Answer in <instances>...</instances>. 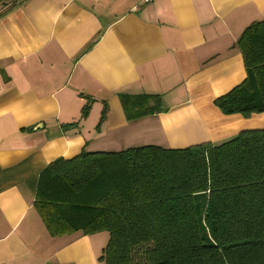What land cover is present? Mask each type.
Instances as JSON below:
<instances>
[{"label":"crops","instance_id":"crops-1","mask_svg":"<svg viewBox=\"0 0 264 264\" xmlns=\"http://www.w3.org/2000/svg\"><path fill=\"white\" fill-rule=\"evenodd\" d=\"M259 22L264 0H0V264H102L107 233L51 235L34 207L53 162L264 130L214 104L245 80L238 41ZM145 97L162 111L139 115Z\"/></svg>","mask_w":264,"mask_h":264},{"label":"trees","instance_id":"trees-1","mask_svg":"<svg viewBox=\"0 0 264 264\" xmlns=\"http://www.w3.org/2000/svg\"><path fill=\"white\" fill-rule=\"evenodd\" d=\"M238 48L246 78L214 104L224 115L264 114V22ZM145 99L154 106L139 115L162 111L159 97ZM34 207L51 235L107 233L102 264H264V130L59 159L41 174Z\"/></svg>","mask_w":264,"mask_h":264},{"label":"built area","instance_id":"built-area-1","mask_svg":"<svg viewBox=\"0 0 264 264\" xmlns=\"http://www.w3.org/2000/svg\"><path fill=\"white\" fill-rule=\"evenodd\" d=\"M149 0H147V2H148Z\"/></svg>","mask_w":264,"mask_h":264}]
</instances>
